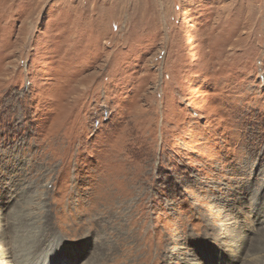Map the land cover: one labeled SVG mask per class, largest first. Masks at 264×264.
Masks as SVG:
<instances>
[{"label": "rangeland", "instance_id": "1", "mask_svg": "<svg viewBox=\"0 0 264 264\" xmlns=\"http://www.w3.org/2000/svg\"><path fill=\"white\" fill-rule=\"evenodd\" d=\"M18 241L264 264V0H0V264Z\"/></svg>", "mask_w": 264, "mask_h": 264}, {"label": "bare ground", "instance_id": "2", "mask_svg": "<svg viewBox=\"0 0 264 264\" xmlns=\"http://www.w3.org/2000/svg\"><path fill=\"white\" fill-rule=\"evenodd\" d=\"M27 231V230H26ZM32 233V232H31ZM39 239V238H38ZM42 238H40V240H41ZM25 241V240H24ZM42 241V240H41ZM32 242V241H31ZM44 242V241H43ZM18 243H19V245L17 246V249H20V247H22V246H25V247H27L28 249H29V253H27V254H25L23 251L24 250H20L19 252H18V259H17V262H18V264H22L23 262H25L26 260H27V257L29 256V254L31 255V254H33V253H31V250H32V248L30 249L29 247V245L28 244H26V243H20L19 241H18ZM35 243H38V241H35ZM42 244V243H41ZM44 244V243H43ZM40 245V244H39ZM16 246V245H15ZM29 246V247H28ZM3 247V246H2ZM35 247H37V246H35ZM39 247V246H38ZM40 247H42V246H40ZM4 248V247H3ZM33 248H34V246H33ZM38 249V248H37ZM37 249H34V250H32L35 254H39L41 251H39V250H37ZM43 249V248H42ZM8 251H10L11 252V250H9L8 249ZM39 251V252H38ZM5 254V251H3L2 253H0V257H2V255H4ZM14 254V253H13ZM5 256V255H4ZM33 256V255H32ZM35 257V256H34ZM33 257V258H34ZM21 260V261H20ZM33 260V259H32ZM55 261V260H54ZM17 262H16V264H17ZM29 263V262H28ZM31 263V262H30ZM38 263V262H37Z\"/></svg>", "mask_w": 264, "mask_h": 264}]
</instances>
